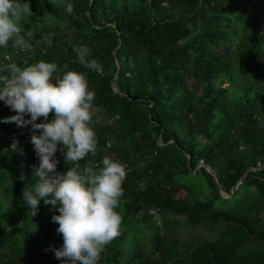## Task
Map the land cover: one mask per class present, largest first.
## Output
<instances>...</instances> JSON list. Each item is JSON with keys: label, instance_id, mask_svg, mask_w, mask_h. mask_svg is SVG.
<instances>
[{"label": "trees", "instance_id": "16d2710c", "mask_svg": "<svg viewBox=\"0 0 264 264\" xmlns=\"http://www.w3.org/2000/svg\"><path fill=\"white\" fill-rule=\"evenodd\" d=\"M246 1L20 0L30 5L21 35L33 48L9 41L0 47V69L67 65L64 71L86 75L94 109L116 117L115 132L95 135L97 155L79 161L95 168L112 155L126 170L115 209L119 235L98 264H264V10L242 18ZM165 5L168 16L160 12ZM78 46L90 49L87 59L103 75L80 64ZM187 77L198 87L189 89ZM13 115L0 101V264H65L54 254L63 245L52 221L59 205L41 200L31 217L23 201L39 158L25 147L31 125L2 122ZM61 147L54 159L64 174L73 165ZM180 225L209 236L171 243ZM139 233L150 239L151 257Z\"/></svg>", "mask_w": 264, "mask_h": 264}, {"label": "clouds", "instance_id": "9594fccd", "mask_svg": "<svg viewBox=\"0 0 264 264\" xmlns=\"http://www.w3.org/2000/svg\"><path fill=\"white\" fill-rule=\"evenodd\" d=\"M73 7L68 3L65 11L71 15ZM27 14H31L29 3L0 0V47L6 48L12 41L13 48L32 51V44L21 35ZM73 51L81 65L103 75L102 65L87 59V46L74 47ZM63 69L44 60L23 68L10 63L0 69L7 73L0 75V101L16 113L2 122L32 126L31 143L39 167L33 166L36 181L25 186L22 198L31 217L37 215L41 200L45 205H59V215L52 221L59 225L63 245L54 250L55 257L65 264H98L104 247L119 235L122 218L115 209L123 195L126 170L108 157L103 158L102 166L81 168L79 161L89 154L97 155V140L89 127L95 93L89 90L84 73ZM50 113L54 118L47 122ZM26 115L30 119L26 120ZM40 117L46 122L35 123ZM58 144L62 145L60 151L66 149V163L73 165L64 174L56 172ZM12 147L16 148V143Z\"/></svg>", "mask_w": 264, "mask_h": 264}, {"label": "rangeland", "instance_id": "374dc122", "mask_svg": "<svg viewBox=\"0 0 264 264\" xmlns=\"http://www.w3.org/2000/svg\"><path fill=\"white\" fill-rule=\"evenodd\" d=\"M263 0H247L244 3V7L242 6V18H247L249 12L250 13H258L262 10H264V4H263ZM234 10H236V8H234ZM162 16H168L171 13V7L170 5H165L163 7V9L160 11ZM25 20L26 18L24 17L22 24H25ZM239 20H241V18H239ZM51 24H57L53 21H51ZM240 24L238 23L237 26H239ZM26 33L29 34L31 32L30 29L26 28L25 29ZM199 32L197 31L196 33H194V35L192 36L193 38L197 36ZM3 66V65H2ZM264 77V76H263ZM187 84H188V88L189 89H195L197 88V82L192 78V77H187ZM227 84L224 83L223 86H226ZM115 122H116V117H110L107 114H105L104 112L100 111L99 109H95L92 113V117H91V123L89 125L90 128H92V130L94 131L95 135H97L98 133H100L105 127L110 128V130L112 132L116 131V126H115ZM33 134V133H32ZM32 134L29 136V138L27 139V141L25 142V147L27 148V150L32 151L34 150V145L31 143V136ZM106 157L112 159V155H106ZM62 174V173H59ZM178 197H185V191L182 190L178 193L177 195ZM153 215V221L156 224H159V219L158 216L155 212H152ZM176 236L174 239L172 236H168V238H170V242L174 243V242H179L181 244H187L192 240H195L197 238V236H202V237H208L209 234L205 231H201L200 229H189L187 227H185L184 225H180L177 227L176 231ZM168 234V233H167ZM141 237H139V246L143 251V255L144 257L148 258L151 257V253H150V239L146 236V235H142V234H137ZM161 235H163V233H161ZM131 244L128 243L125 246H123V258L122 261L125 263L126 261H129V256L131 253Z\"/></svg>", "mask_w": 264, "mask_h": 264}]
</instances>
